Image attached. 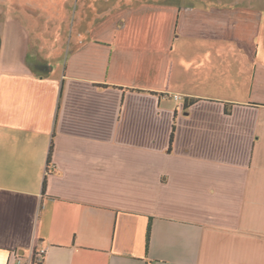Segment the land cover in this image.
Returning a JSON list of instances; mask_svg holds the SVG:
<instances>
[{"label":"crops","instance_id":"0c3cea01","mask_svg":"<svg viewBox=\"0 0 264 264\" xmlns=\"http://www.w3.org/2000/svg\"><path fill=\"white\" fill-rule=\"evenodd\" d=\"M2 1L0 264H264V0Z\"/></svg>","mask_w":264,"mask_h":264},{"label":"built area","instance_id":"2783aa9c","mask_svg":"<svg viewBox=\"0 0 264 264\" xmlns=\"http://www.w3.org/2000/svg\"><path fill=\"white\" fill-rule=\"evenodd\" d=\"M174 99H181L182 96L178 94H174ZM48 251V246H41L39 248H35L32 251V254L29 256L27 261H24L23 258L19 254H15L14 257L10 260L9 264H34L41 262L44 259L45 254Z\"/></svg>","mask_w":264,"mask_h":264},{"label":"rangeland","instance_id":"374dc122","mask_svg":"<svg viewBox=\"0 0 264 264\" xmlns=\"http://www.w3.org/2000/svg\"><path fill=\"white\" fill-rule=\"evenodd\" d=\"M28 1H30V0H28ZM28 1H25V2H27V3H30V2H28ZM173 1H175V0H173ZM24 0L21 2V4L22 5H24ZM39 5H41V4H39ZM43 6L45 7V4L43 3ZM4 7H5V5H4V2L2 1V0H0V15H1V12H2V8L4 9ZM42 8V7H41ZM11 9V8H10ZM44 12H46V9H45V11ZM44 12H42L41 11V14L38 12V16H40V15H44ZM10 13H12V12H10ZM13 13L14 14H16V16H21V17H23V16H25L26 15V13L21 9V11L20 12H17L16 10L15 11H13ZM10 17H11V15H10ZM0 57H1V59L3 60V56L0 54ZM174 96V95H173Z\"/></svg>","mask_w":264,"mask_h":264},{"label":"trees","instance_id":"16d2710c","mask_svg":"<svg viewBox=\"0 0 264 264\" xmlns=\"http://www.w3.org/2000/svg\"><path fill=\"white\" fill-rule=\"evenodd\" d=\"M50 154H51V147H50V149H49V156H48V159L50 158ZM149 235V230H148V232H147V236ZM33 251H34V248H33Z\"/></svg>","mask_w":264,"mask_h":264}]
</instances>
